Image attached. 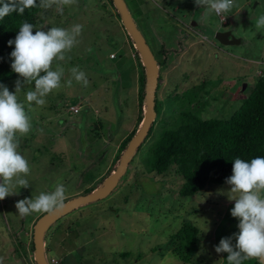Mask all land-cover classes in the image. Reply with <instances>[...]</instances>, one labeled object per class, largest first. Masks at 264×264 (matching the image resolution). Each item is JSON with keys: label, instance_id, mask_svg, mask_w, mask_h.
Segmentation results:
<instances>
[{"label": "rangeland", "instance_id": "1", "mask_svg": "<svg viewBox=\"0 0 264 264\" xmlns=\"http://www.w3.org/2000/svg\"><path fill=\"white\" fill-rule=\"evenodd\" d=\"M125 2L137 29L161 62L158 99L163 112L114 191L50 226L44 238L47 261L227 264L228 253H217L215 247L222 238L239 232V219L231 215L235 201L229 195H236L230 193L231 185H214L194 197H181V177L174 170L163 175L152 171L149 153L161 131L180 115L185 98L204 119L229 118L240 108L264 71V27H256L257 18L264 15V0H235L231 11L222 16L198 6L195 0ZM101 4L100 0H76L71 5L54 4L41 14L39 29H70L80 24L83 30L66 59L54 60L52 69L59 63L64 76L61 87L45 97L44 105L31 102L29 107L26 93L34 90V82L23 84L17 94L32 124L30 132L20 136L19 147L30 163V174H21L29 187L18 186L17 193L0 201V264H34L33 227L45 212L21 216L18 201L54 191L58 183L68 190L65 202L96 191L116 171L123 141L141 128L139 117L146 106L139 105L138 86L131 83L125 87L119 82L121 72L130 68L123 56L124 42L129 39L124 41L125 27L117 10ZM219 31H231L240 43H219L215 36ZM118 50L123 60H111ZM127 50L130 54L131 49ZM76 66L86 73L87 87L72 77L70 69ZM69 79L71 87L66 83ZM16 82L5 86L15 93ZM244 84L248 93L243 91ZM73 104L79 109L76 112L74 108V114L68 106ZM185 223L199 230V242L196 253L181 256L177 234ZM254 261L259 263L249 258L243 264Z\"/></svg>", "mask_w": 264, "mask_h": 264}, {"label": "clouds", "instance_id": "2", "mask_svg": "<svg viewBox=\"0 0 264 264\" xmlns=\"http://www.w3.org/2000/svg\"><path fill=\"white\" fill-rule=\"evenodd\" d=\"M76 0H0V20L11 13L20 15L26 9L40 7L49 9L55 5H71ZM198 6H207L209 12L221 15L231 11L235 0H195ZM256 27H264V15L256 20ZM35 29V34L33 31ZM83 25L75 24L70 29L52 27L48 30L37 29L33 24L24 21L14 40H9V46L15 45L10 56L13 60L11 68L24 78L17 80L15 93L0 84V201L15 193V189L29 187V181L24 178L30 174V163L19 151L20 136L31 130V117L25 104L18 99L22 85L32 84L34 90L26 93V100L44 105L45 97L53 90L61 87L64 68L55 61H64L66 55L78 43ZM89 52L92 49H88ZM67 59H71L67 56ZM72 77L84 87L89 84L86 73L78 66L70 69ZM43 73V74H42ZM67 86H72V79L67 80ZM77 105V104H76ZM75 106V105H74ZM231 185V200L235 201L231 215L239 219V232L233 237L222 238L215 247L217 253H228L227 264H243L249 258H256L259 264H264V156H257L251 161L241 158L234 159L233 174L226 179ZM67 188L63 183L55 185L54 191L41 192L34 198H25L16 204L21 216L32 212L55 214L66 207ZM233 238L236 243L233 244Z\"/></svg>", "mask_w": 264, "mask_h": 264}, {"label": "trees", "instance_id": "3", "mask_svg": "<svg viewBox=\"0 0 264 264\" xmlns=\"http://www.w3.org/2000/svg\"><path fill=\"white\" fill-rule=\"evenodd\" d=\"M100 1H102V7L106 8L111 5L116 9L112 0ZM5 2H8V0H5ZM37 4H39V0H37ZM2 6L0 4V7ZM44 11L40 7H33L26 9L23 15L14 12L0 20V84L6 85L18 80L20 76L11 68L13 60L10 54L14 50L15 45L9 46L8 41L15 39L20 25L24 21L33 24L39 29L43 23L41 14ZM118 16L124 25L119 12ZM33 34H35V29ZM122 34L124 41L129 39V42H124L123 50L125 55L118 50L120 51L118 56L112 57V55L110 58L118 62L119 59L123 60L121 57L123 55L125 60L130 62V68H126L121 72L119 82L123 83L125 87L131 83L138 86V102L143 108L146 104V69L129 31L125 28ZM93 46L92 44V48ZM117 46L119 48V44ZM114 47L116 49V44ZM127 48L129 51L131 49L130 54ZM158 64L161 69V62H158ZM159 78L161 79L162 76L160 75ZM160 89L161 85L159 84L156 95L157 117H160L163 112L158 99ZM247 90H249L248 85L245 89V92L248 93ZM185 101L186 105L180 109L181 113L178 118H172L176 120L175 123L173 124V120L172 126L164 128L158 140L152 146L149 153L148 166L152 171L157 172L158 175L168 174L174 170L183 181L180 196L191 198L204 192L207 187L227 184L226 179L233 174L235 158L250 162L251 159L257 156H264V71L261 76H258V81L253 86L252 91L247 94L240 108L234 111L229 118L204 119L197 112H194L195 107L192 106L193 102L190 99L185 98ZM74 105L76 104L72 106ZM68 106L72 107L71 105ZM71 113L74 114L73 112ZM144 115L142 112L139 117L140 125L144 121ZM155 123L156 121L153 122L149 134L143 143L152 135ZM138 130L132 132L121 144L119 156L116 160L118 163ZM92 192V190L87 191L84 195ZM45 214L39 216L36 221ZM198 236L199 230L191 223H185L177 234V238L181 240L179 255L196 253L197 243L199 242ZM33 253L35 255L34 242ZM34 255L31 262L37 264ZM182 259L187 261L183 257ZM254 262L259 264L257 261Z\"/></svg>", "mask_w": 264, "mask_h": 264}, {"label": "water", "instance_id": "4", "mask_svg": "<svg viewBox=\"0 0 264 264\" xmlns=\"http://www.w3.org/2000/svg\"><path fill=\"white\" fill-rule=\"evenodd\" d=\"M112 1L117 11L121 14L124 26L129 31L135 43V48L140 53L144 67L146 69V111L144 115V121L141 124L140 130L132 138L126 151L123 153L116 171L107 177L102 185L96 189V191H93L87 195H80L72 198L71 200L65 202L66 207L63 210L56 212L55 214L46 213L38 221H36L33 232V242L37 264H49L45 253L44 238L50 226L65 215L73 212L77 208H80L82 205L102 200L108 197L114 191L120 179L127 172L128 166L132 162L133 157L148 136L150 128L157 117L156 95L160 81V67L158 61L148 46L144 36L137 29L133 17L129 14L125 0ZM215 36L216 40L225 46H231L240 43L233 37L231 31H219ZM246 85L247 84H244L243 90L246 89Z\"/></svg>", "mask_w": 264, "mask_h": 264}, {"label": "built area", "instance_id": "5", "mask_svg": "<svg viewBox=\"0 0 264 264\" xmlns=\"http://www.w3.org/2000/svg\"><path fill=\"white\" fill-rule=\"evenodd\" d=\"M219 16H222V14L219 15ZM221 22H225L224 17H222V21H221ZM74 108H77V110L75 109L76 112L79 111L78 106L75 105V106H72V107L70 108V109H71V112H73ZM73 113H74V112H73ZM48 263H49V261H48ZM50 263H51V264H54V263L56 264V262H52V261H51Z\"/></svg>", "mask_w": 264, "mask_h": 264}]
</instances>
